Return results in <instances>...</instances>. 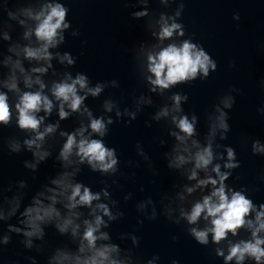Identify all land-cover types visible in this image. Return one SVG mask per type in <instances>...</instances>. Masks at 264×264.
Returning <instances> with one entry per match:
<instances>
[{
    "label": "clouds",
    "instance_id": "9594fccd",
    "mask_svg": "<svg viewBox=\"0 0 264 264\" xmlns=\"http://www.w3.org/2000/svg\"><path fill=\"white\" fill-rule=\"evenodd\" d=\"M124 2L136 9L131 17L144 20L146 34L130 50L136 76L146 89L138 94L133 89L131 103L123 96L105 95L107 89L120 87L117 79L93 83L87 73L73 72L78 57L61 47L66 33L78 37L80 32L67 18L66 0H0V129H16L0 136V147L9 154L31 153L23 167L33 177L50 158L58 167L27 203L26 179L7 186L0 181V259L15 234L25 250L45 254L47 264H158V254L145 260L137 253L141 237L136 230L119 233L120 242L130 241L127 246L113 239L110 228L125 215L113 186L135 173L122 171L117 148L105 142L114 123L130 124L151 107L145 124L151 127L155 121L165 129L166 136L155 139L166 149L163 157L173 180L158 200L147 195L136 202L143 217L137 224L162 215L210 247L223 264H264V202L250 196L255 188L228 182L241 162L236 149L222 143L231 131L230 110L240 89L230 86L217 97L206 111V131L201 133L197 114L184 109L188 94L173 89L206 80L218 64L187 32L182 21L185 0H159L164 10H153L152 0ZM233 19L239 21V13ZM260 86L264 88V79ZM102 96L97 114L86 101ZM257 111L264 114V105ZM68 120L73 126L62 123ZM250 147L253 155L264 156L261 139H253ZM135 151L140 159H129L127 166L139 168L143 162L158 175L141 141ZM85 167L108 178L98 190L78 178ZM144 190L141 185L139 191ZM132 198V192L123 196L124 201ZM49 226L67 241L51 246L46 239ZM171 238L177 241L179 236ZM23 259L38 264L35 255ZM170 264L180 262L172 259Z\"/></svg>",
    "mask_w": 264,
    "mask_h": 264
},
{
    "label": "water",
    "instance_id": "95a60500",
    "mask_svg": "<svg viewBox=\"0 0 264 264\" xmlns=\"http://www.w3.org/2000/svg\"><path fill=\"white\" fill-rule=\"evenodd\" d=\"M66 4L70 9L67 18L72 27L80 32L78 37L66 33V43L61 47L62 51H69L78 57L73 72L87 73L93 83L117 79L120 87L107 89L105 95L123 96L125 102L131 103L129 93L133 89L137 90V94L146 91L136 76L130 51L134 43L146 38L144 20L131 17L130 13L136 9L124 0H66ZM150 7L164 10L159 0H152ZM175 7L176 4H173L172 9ZM233 13H239V21L233 19ZM182 21L187 32L194 34V39L217 61L218 69L206 80L198 79L191 85H179L173 91L188 94L189 100L184 104V109L197 114L200 121L198 128L203 133L206 131V111L217 101V97L230 86L240 89L239 93H234L236 102L230 110L231 131L228 139L222 142L236 149L241 162L228 182L255 188L256 191L249 194L255 202L262 203L264 156L253 155L250 145L253 139L264 141V114L257 111L264 105V88L260 86V81L264 79V0H185ZM232 61H235V66L229 67ZM102 99L103 96L96 99L90 97L86 102L99 114ZM153 111L154 108L147 107L130 124L123 121L114 123L105 138L109 146L117 148L122 171L135 173L132 179L120 178L119 187L113 186V197L120 200V208L125 212L124 217L110 228L113 239L120 242L119 233L136 230L141 237L137 253L145 260L158 254V264H170L172 259L179 260L180 264H223L222 259L212 254L210 247L201 246L180 226L168 222L162 215L156 220L144 219L143 225L137 224L138 218L143 217L136 210V202L147 195L158 200V193L169 189L173 180V173L167 168L163 157L166 149L155 139L166 136V131L155 121L151 127L145 124ZM62 123L71 127L74 121ZM15 131V128H3L0 129V136L7 137ZM137 141L143 143L159 171L158 175L154 176L143 162L139 168L127 166L129 159H140L135 151ZM24 159H31V153L9 154L6 147H0V181L7 186L9 181L26 179L29 183L25 198L27 203L40 185L58 171V167L50 158L41 164L33 177L23 167ZM78 178L85 184L93 185L94 190L102 186V179H108L90 172L87 167ZM141 185L145 189L143 192L139 191ZM127 192H132L133 198L124 201L123 196ZM11 222L15 223V218ZM4 227L6 230V225ZM46 232L51 246L67 241L66 237L58 235L54 227L49 226ZM172 235H178L179 239L173 241ZM19 241L20 238L14 234L13 242L6 246L0 264H8L9 261L28 264L23 259L25 255H35L38 264H47L45 254L25 250ZM120 243L127 246L130 241Z\"/></svg>",
    "mask_w": 264,
    "mask_h": 264
}]
</instances>
